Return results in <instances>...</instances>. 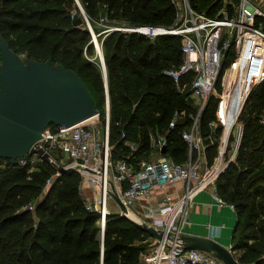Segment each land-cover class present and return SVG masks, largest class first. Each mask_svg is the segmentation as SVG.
<instances>
[{"label":"trees","instance_id":"obj_1","mask_svg":"<svg viewBox=\"0 0 264 264\" xmlns=\"http://www.w3.org/2000/svg\"><path fill=\"white\" fill-rule=\"evenodd\" d=\"M80 1L91 17L107 65L113 156H129L134 162L151 157L156 149L150 132L165 131L177 109L198 110L190 85L180 91L165 72L183 62L181 38L152 39L135 31L105 30L144 23L172 25L175 5L172 0ZM191 1L210 16H216L222 5V0ZM78 16L83 15L76 0H0V32L10 47L28 58L50 59L53 65L78 72L97 99L104 121V70L87 21L74 24ZM234 53L232 48L226 54L223 71ZM190 79L186 74L180 83ZM218 100L213 95L202 115L205 134L211 131L208 122L216 117ZM263 113L264 80L253 88L242 113L244 132L237 156L218 179L219 192L236 206L233 248L243 251L236 256L248 264H264ZM190 122L188 114L187 121L168 134L166 153L174 160L187 158L182 129ZM221 130L216 129V147L210 148V154L217 151ZM126 139L139 141V149L132 151ZM55 171L47 161L31 169L0 158V264H143L141 253L150 245L151 234L110 208L103 239L100 213L85 204L81 174H60L48 185Z\"/></svg>","mask_w":264,"mask_h":264},{"label":"built area","instance_id":"obj_2","mask_svg":"<svg viewBox=\"0 0 264 264\" xmlns=\"http://www.w3.org/2000/svg\"><path fill=\"white\" fill-rule=\"evenodd\" d=\"M172 2L176 8L172 25L144 23L113 26L105 32L122 29L135 31L152 39L160 35L179 36L183 62L179 66L167 68L165 72L174 78L180 91L190 85L192 96L199 104L197 112L188 113L186 108L177 109L165 131H151L150 141L156 149L151 157H142L135 162L125 155L114 157L110 137L109 86L105 63L101 60L106 86L105 120L101 119L99 110L93 116L73 125L50 124L42 131V137L29 153L18 157L15 163L10 162L29 165L31 169L42 161L49 162L56 171L48 179V185L61 174L60 167L76 168L82 176L81 192L87 208L101 215L98 223L102 235L110 213V200L115 202L121 215L124 213L113 195L116 193L128 207V216L161 233V236L151 235L150 245L141 253L143 264H225L207 251L186 248L181 241L184 227L189 223L194 197L201 190H210L219 204L229 205L236 210L235 204L227 201L219 192L218 179L231 161L235 160L243 135L238 140V148L233 150L229 158L226 156L227 150L224 156L221 155L222 142L218 144L217 155H211L210 148L215 144L216 129L225 127L221 114L222 105L228 92L232 70L244 55L245 42L250 41L249 35L259 36L264 42V26L255 23L259 15L264 16V12L252 0H240L236 15H231L228 4L221 5L216 16L197 9L191 0ZM78 3L83 10L79 0ZM82 13L90 21L84 10ZM224 33L227 36L222 41ZM233 47L235 57L230 68L223 71L225 56ZM257 50L264 53V45L258 46L255 52ZM97 52L100 55L99 49ZM186 74H190L191 79L181 84L180 80ZM263 80L264 68L260 77L253 82L247 98L251 89ZM219 84L222 85L221 89ZM213 94L219 98L216 117L208 122L211 131L205 134L202 115ZM188 114L191 122L182 129V136L188 143V154L185 160L177 161L164 153L163 148L167 147L170 130L181 122L185 123ZM262 123L264 124V116ZM238 131L235 129L230 138L233 139V134ZM126 135V131H123L122 137L126 138ZM125 144L132 151L138 150L140 146L139 141L133 139H126ZM177 183L181 184V194L174 196L166 193L161 199L153 201L157 189L167 190ZM100 193L103 194L102 199L98 198ZM229 248L235 251L233 244Z\"/></svg>","mask_w":264,"mask_h":264},{"label":"water","instance_id":"obj_3","mask_svg":"<svg viewBox=\"0 0 264 264\" xmlns=\"http://www.w3.org/2000/svg\"><path fill=\"white\" fill-rule=\"evenodd\" d=\"M84 20L85 16H78L74 24L81 25ZM87 22L93 33V40L95 43L99 42L91 22ZM0 53V158H9L15 163L18 157L31 151L48 125H73L99 112L98 101L92 90L75 70L68 69L63 64L54 66L50 59L43 62L29 59V65H25L1 32ZM100 57L105 63L108 82L104 53ZM166 149L167 147L163 148L164 153ZM59 171L66 174L77 169L60 167ZM113 195L124 212L122 215L128 216L126 204L116 193ZM98 198L102 199L103 194H98ZM132 219L151 235L161 236L154 227ZM236 229L237 222L234 226V230ZM181 243L186 248L207 251L225 264H241L229 245L210 235L184 232Z\"/></svg>","mask_w":264,"mask_h":264},{"label":"crops","instance_id":"obj_4","mask_svg":"<svg viewBox=\"0 0 264 264\" xmlns=\"http://www.w3.org/2000/svg\"><path fill=\"white\" fill-rule=\"evenodd\" d=\"M238 61H240V59ZM245 61L243 60L242 64L245 63ZM216 138H218L217 131ZM228 141L225 144V149L227 148ZM217 153L218 148L216 155ZM211 155L213 154L211 153ZM180 185L181 184L177 183L169 187L167 190L164 188L157 189L155 191L153 201L155 202L161 199L166 193H171L174 196H178L181 194ZM235 213V209H233L231 206L219 204L218 201L213 197L210 190H201L194 197L189 214V223L185 225L184 232L210 235L222 240V242L226 243L227 245H231L233 244V240L230 238V236L232 234L231 231L233 229V218Z\"/></svg>","mask_w":264,"mask_h":264},{"label":"bare ground","instance_id":"obj_5","mask_svg":"<svg viewBox=\"0 0 264 264\" xmlns=\"http://www.w3.org/2000/svg\"><path fill=\"white\" fill-rule=\"evenodd\" d=\"M249 36L250 41L245 42L244 55L232 70L228 83V92L222 105L221 114L227 125L223 138L222 156H224L227 150V148L225 149V144L229 140L233 125L237 122L246 96L253 82L256 81V78L260 77L264 68V53H261L259 50L255 52V49L260 45L263 46L264 42L260 40L259 36ZM246 37L248 40V36ZM96 46L100 49V54L102 55L103 50L100 42L96 41ZM246 47H248L249 54H247ZM243 60L245 63L242 64Z\"/></svg>","mask_w":264,"mask_h":264},{"label":"rangeland","instance_id":"obj_6","mask_svg":"<svg viewBox=\"0 0 264 264\" xmlns=\"http://www.w3.org/2000/svg\"><path fill=\"white\" fill-rule=\"evenodd\" d=\"M80 1V0H79ZM239 1L240 0H227V1H225V0H222V5H225V4H229V6L230 7H232V11L230 12L231 13V15H236L237 14V9H238V4H239ZM254 3H256L258 6H260V8H261V10L264 12V0H252ZM80 3H81V5H82V7H83V10L85 11V13L87 14V16H88V18H89V20H90V18L91 17H89L90 15H88V12L86 11V9H85V7H84V5H83V3L80 1ZM76 4H77V6L79 7V9H80V11H81V14L83 15V10H82V8L80 7V5H79V3H78V0H76ZM84 16V15H83ZM259 17V21H258V23L260 24V25H262V26H264V16H261V15H259L258 16ZM258 17L256 18V20L258 19ZM87 21V20H86ZM90 22H91V20H90ZM88 23V22H87ZM92 23V22H91ZM255 23H257L256 21H255ZM225 31V30H224ZM226 34L224 33L223 34V39H222V41L226 38ZM97 47V46H96ZM97 49H98V47H97ZM235 48L233 47V50H234ZM94 54L95 53H93V54H89L90 56H91V58L93 59V58H95L94 57ZM97 54H98V52H97ZM98 56H99V62H100V64H101V57H100V55L98 54ZM19 57H20V60L25 64V65H29V63H28V60L29 59H31V58H28L25 54H19ZM234 57H235V54L232 56H230V59H229V62H228V65L225 67L226 69L227 68H230V65H231V63H232V60L234 59ZM36 60V59H35ZM43 62V61H42ZM57 65H60V64H54V66H57ZM0 66H2V59L0 60ZM103 68V67H102ZM257 85V84H256ZM255 85V86H256ZM254 86V87H255ZM221 87H222V85H221ZM221 87H219V89L221 88ZM253 87V88H254ZM253 88L251 89V91H250V93H249V96H250V94H251V92H252V90H253ZM213 95H215V94H213ZM212 95V96H213ZM216 96V95H215ZM249 96H248V98H247V100H246V102H245V104H244V106H243V109H242V111H241V113H240V116H239V119L237 120V122L233 125V127H232V129H231V132H230V135H231V133L236 129V131H238V129H239V126H240V130L238 131V132H235L234 134H233V139H231L230 137V141H228L229 142V146H228V144H227V146H228V149H227V152H226V156L229 158V157H231V155H232V153H233V150L237 147L238 148V140H239V138H240V136H242L243 135V132H244V120L243 119H241V116H242V113H243V111H244V108H245V105H246V103H247V101H248V99H249ZM194 104L196 105L197 104V106L199 107V104H198V101L197 100H195V102H194ZM263 116H264V113H263ZM239 121V122H238ZM225 123V122H224ZM222 130H221V133H220V136H219V140H218V144L220 145L221 144V142H222V144H223V138H224V134H225V131H226V124H225V127L224 128H221ZM223 130H224V132H223ZM223 135V136H222ZM216 136V135H215ZM242 140V139H241ZM210 145H212V143L211 142H208ZM216 145V137H215V144L213 145V146H215ZM212 146V147H213ZM216 147V146H215ZM215 153H216V151H215ZM109 205H110V208L111 209H116V211H118L119 209H118V207L116 206V204H115V202L113 201V200H110V202H109ZM118 209V210H117ZM236 222H237V213H235V216H234V218H233V229H232V231H231V236H230V238L232 239L233 238V234H234V226H235V224H236ZM235 252V255H237L238 257L241 255V253L243 252V251H239V252H237V251H234Z\"/></svg>","mask_w":264,"mask_h":264}]
</instances>
